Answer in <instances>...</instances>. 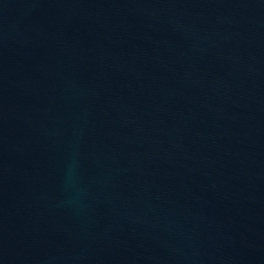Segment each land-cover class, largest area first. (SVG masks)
<instances>
[{"label":"water","instance_id":"obj_1","mask_svg":"<svg viewBox=\"0 0 264 264\" xmlns=\"http://www.w3.org/2000/svg\"><path fill=\"white\" fill-rule=\"evenodd\" d=\"M0 264H264V0H0Z\"/></svg>","mask_w":264,"mask_h":264}]
</instances>
